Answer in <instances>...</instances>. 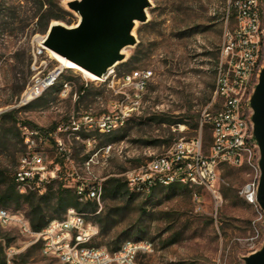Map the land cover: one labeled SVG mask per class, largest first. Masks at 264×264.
I'll return each instance as SVG.
<instances>
[{
	"label": "rangeland",
	"instance_id": "1",
	"mask_svg": "<svg viewBox=\"0 0 264 264\" xmlns=\"http://www.w3.org/2000/svg\"><path fill=\"white\" fill-rule=\"evenodd\" d=\"M65 2L0 0V173L12 177L16 172L24 151L22 127L54 131L72 115L107 113L123 99L124 92H132L131 87L123 86L122 77L150 70L153 75L139 111L114 132L92 134L94 150L111 149L108 156L100 152L89 171L83 168L88 157L85 138L61 133L64 143L72 147L73 162L67 164L65 174L99 181L105 189L106 196L96 212L86 211V219L99 230L93 244L111 250L118 236L122 237L120 245L129 240H148L155 251L139 256L140 264H245L243 258L260 250L264 243V213L258 204H249L240 195L242 188L256 178L249 166L220 165L213 188L220 198L200 189L199 204L193 199V188L185 186L174 190L161 187L127 199L132 192L128 173L145 168L165 154L175 140L198 135L203 113L214 101L216 64L228 25L229 0H150L147 23L134 30L137 44L123 51L126 59L107 78L91 81L80 72L64 68L56 86L23 105L22 97L34 76L61 67L48 49L33 66V51L51 24L44 32L39 18L49 6L66 10ZM67 12L59 23L73 27L78 18ZM261 12L264 22V0ZM65 83L69 91L62 93ZM6 114L11 117L2 122L1 116ZM202 139L208 154L212 142L209 125L203 127ZM42 150L47 161H55L54 149ZM110 179L125 183L120 197H112L111 187L105 186ZM6 210L28 219L30 209L24 204L18 210L14 205ZM45 215L52 220L63 217L54 208L46 210ZM0 230V257L5 256L6 264H62L43 255L40 244L22 235L16 226H0ZM137 232L142 238L136 239Z\"/></svg>",
	"mask_w": 264,
	"mask_h": 264
},
{
	"label": "built area",
	"instance_id": "2",
	"mask_svg": "<svg viewBox=\"0 0 264 264\" xmlns=\"http://www.w3.org/2000/svg\"><path fill=\"white\" fill-rule=\"evenodd\" d=\"M230 19L232 24L229 26ZM226 20L228 25L223 34L216 64L214 101L203 113L198 135L190 139L175 140L165 154L150 161L145 168L128 173V187L132 192L146 194L155 187L186 186L193 188V199L199 204L202 199L198 192L200 189L208 190L215 194V198H220L219 193L213 189L220 165H247L255 171L256 178L242 188L240 195L247 203L257 204L260 154L253 134L250 100L264 67L261 0H229ZM43 39L44 37L40 38L36 50L33 51V66L45 50ZM63 72V67L46 74L38 72L32 85L24 93L22 104L36 100L54 87ZM152 75L150 70L124 75L123 86L131 87L132 92H124L123 99L111 111L100 115L90 112L72 115L65 125L49 133L48 137L39 129L22 127L24 152L14 174L17 191L20 194H42L52 181L62 180V166L47 161L42 150L43 147H53L57 156L71 164L72 147L64 143L61 133L76 139L82 136L85 138L88 157L83 168L86 171L91 169L100 152L108 156L110 146L99 150L92 148V134L114 132L136 114ZM61 91H69L67 83ZM211 107H216L214 112L207 111ZM206 125H209L212 132L208 154L203 150L202 139L203 127ZM47 138L53 140L52 146L47 144ZM65 177L71 179L68 187L73 189L80 203L93 201L100 204L104 188L99 181L79 180V177L74 178V174H65ZM86 215L70 207L62 219L52 220L42 230L33 231L22 214H11L0 208V226H16L22 235L30 238L33 243L40 244L43 255L54 257L62 264H140L139 256L154 253V244L148 240L126 241L115 252L93 245L99 230L86 219Z\"/></svg>",
	"mask_w": 264,
	"mask_h": 264
},
{
	"label": "water",
	"instance_id": "3",
	"mask_svg": "<svg viewBox=\"0 0 264 264\" xmlns=\"http://www.w3.org/2000/svg\"><path fill=\"white\" fill-rule=\"evenodd\" d=\"M64 6L77 16V24L68 27L52 21L42 45L103 79L126 59L123 51L137 44L134 30L147 23V10L152 5L150 0H66ZM250 106L260 154L257 203L264 213V67ZM243 260L245 264H264V243Z\"/></svg>",
	"mask_w": 264,
	"mask_h": 264
},
{
	"label": "trees",
	"instance_id": "4",
	"mask_svg": "<svg viewBox=\"0 0 264 264\" xmlns=\"http://www.w3.org/2000/svg\"><path fill=\"white\" fill-rule=\"evenodd\" d=\"M69 13L59 5H55L54 7L49 6L43 13V15L39 18V22L42 25V29L44 32L48 28L49 23L52 21H64L66 16ZM56 86V84H55ZM6 117H11V114H6L1 116L2 122ZM44 135L48 137V134L53 131H46L43 129H39ZM49 140L48 145L53 144V140L47 138ZM20 142L22 144V137L20 132ZM23 145V144H22ZM51 149H54L53 147ZM55 151V149H54ZM24 152V151H23ZM54 163H58L62 166V180H54L50 184L47 185L45 192L39 194L37 192H29L26 194H20L15 185L14 175L11 177L10 175L0 173V208L6 210L10 205H14L15 210H18L22 207V205H27L29 207L28 212V222L33 231H40L45 228L50 222L51 218H47L45 215L46 210L54 208L55 211L61 216L65 215L68 208L73 207L76 208L80 212L86 213V211H91V213L96 212L97 203L93 201H88L84 204L80 203L77 200V197L71 187H68L70 182L69 178L65 177V167L68 163L59 156L56 155V159ZM111 187V196L112 197H120L122 191L125 190V183H121L119 179H110L105 183ZM179 185H171L167 188L170 190L177 189ZM186 187V186H185ZM157 188L155 187L150 193L154 192ZM186 189V188H185ZM127 190V188H126ZM200 193V191H198ZM192 193V191H191ZM105 189L102 196V199L106 196ZM128 201L132 200L138 193L130 192L128 193ZM62 217V218H63ZM61 218V217H60ZM61 218V219H62ZM104 233V230H101V234ZM142 236L139 235V232L136 234V239H140ZM122 237L118 236L115 240H113V246L111 247V251H118L121 247ZM0 240H2L1 230H0ZM94 245V244H93ZM1 251V250H0ZM0 264H6L5 256L0 257Z\"/></svg>",
	"mask_w": 264,
	"mask_h": 264
},
{
	"label": "bare ground",
	"instance_id": "5",
	"mask_svg": "<svg viewBox=\"0 0 264 264\" xmlns=\"http://www.w3.org/2000/svg\"><path fill=\"white\" fill-rule=\"evenodd\" d=\"M40 40V39H39ZM45 48V47H44ZM47 48H45L46 50ZM49 50V49H48ZM51 53V56L61 65V67L69 69V70H73L76 72H80L82 73L86 78H88L91 81H101L102 79H100L99 77H97L96 75L93 74H89L84 72L81 67L79 65H77V63L73 62V61H69L67 59H65L64 57L58 55L57 53L49 50ZM258 204V203H257Z\"/></svg>",
	"mask_w": 264,
	"mask_h": 264
}]
</instances>
